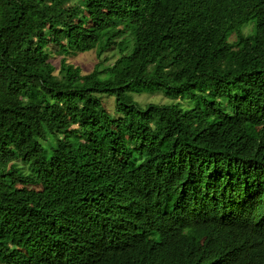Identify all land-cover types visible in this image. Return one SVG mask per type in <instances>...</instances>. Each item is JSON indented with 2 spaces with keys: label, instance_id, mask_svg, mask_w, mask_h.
Returning <instances> with one entry per match:
<instances>
[{
  "label": "trees",
  "instance_id": "1",
  "mask_svg": "<svg viewBox=\"0 0 264 264\" xmlns=\"http://www.w3.org/2000/svg\"><path fill=\"white\" fill-rule=\"evenodd\" d=\"M73 1L0 0V264H264V0Z\"/></svg>",
  "mask_w": 264,
  "mask_h": 264
},
{
  "label": "rangeland",
  "instance_id": "2",
  "mask_svg": "<svg viewBox=\"0 0 264 264\" xmlns=\"http://www.w3.org/2000/svg\"><path fill=\"white\" fill-rule=\"evenodd\" d=\"M80 1L81 0H74L73 2L79 3ZM249 28H250V24H245L242 27V31L244 33H247L249 31ZM48 52L50 56V61L54 65H58L60 60V55L57 54L56 48L53 46H49ZM117 57H118V53L116 51H109L98 57L96 55L95 50H90L86 52L68 54L65 56V60L66 62L72 64L73 66L78 67L82 73H88L95 67V65L100 64L99 75L103 76L105 74L104 70H102L103 67L113 63ZM131 96L133 97L134 101H136L140 106H144L148 103L171 104L175 102L174 100L165 97L161 92L158 91L152 93H142L139 95L131 93ZM103 101H104V105L107 108L112 107L113 98L103 96ZM180 103L183 107L188 106V103L184 101H180Z\"/></svg>",
  "mask_w": 264,
  "mask_h": 264
}]
</instances>
